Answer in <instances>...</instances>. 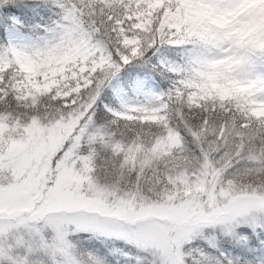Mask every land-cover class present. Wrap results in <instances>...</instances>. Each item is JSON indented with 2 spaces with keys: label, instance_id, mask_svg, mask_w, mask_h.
I'll use <instances>...</instances> for the list:
<instances>
[{
  "label": "snow or ice",
  "instance_id": "6c2138e0",
  "mask_svg": "<svg viewBox=\"0 0 264 264\" xmlns=\"http://www.w3.org/2000/svg\"><path fill=\"white\" fill-rule=\"evenodd\" d=\"M0 264H264V0H0Z\"/></svg>",
  "mask_w": 264,
  "mask_h": 264
}]
</instances>
